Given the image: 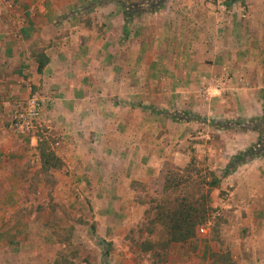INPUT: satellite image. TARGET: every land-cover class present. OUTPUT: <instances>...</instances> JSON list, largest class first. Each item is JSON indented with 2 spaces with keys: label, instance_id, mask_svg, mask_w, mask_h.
<instances>
[{
  "label": "crops",
  "instance_id": "0c3cea01",
  "mask_svg": "<svg viewBox=\"0 0 264 264\" xmlns=\"http://www.w3.org/2000/svg\"><path fill=\"white\" fill-rule=\"evenodd\" d=\"M135 2L0 0V185L24 184L22 170L41 167L37 127L52 131L63 163L55 179L62 193L90 201L96 234L113 249L105 264H151L125 239L143 215L133 185L167 160L184 165L186 153H205L207 163L226 154L224 168L258 138L243 125L264 114V0H165L125 24L123 5ZM33 95L44 100L41 116L16 130V107ZM227 178L256 202L245 208L251 236L239 263L257 252L253 264H264V156ZM13 214L0 212V264H53V245L20 240Z\"/></svg>",
  "mask_w": 264,
  "mask_h": 264
},
{
  "label": "rangeland",
  "instance_id": "374dc122",
  "mask_svg": "<svg viewBox=\"0 0 264 264\" xmlns=\"http://www.w3.org/2000/svg\"><path fill=\"white\" fill-rule=\"evenodd\" d=\"M140 4L141 7H145L143 2ZM214 89L216 88L214 87ZM236 123L233 122L232 125ZM243 127H246L245 124ZM37 128L39 131L37 134L53 150L52 146H55L53 132L48 133L49 130L47 132L44 126ZM261 132L264 134V131ZM256 142L250 146L255 145ZM196 154L198 155L184 154V165L182 166L174 165L171 160H167V163L165 162L163 165L164 169L156 176H152L145 183L137 182L133 185L137 192L135 201L142 209L143 215L134 224L131 234L129 233L125 239H134L135 247L129 251L132 254L135 253L139 259H148L149 261L150 259L154 261L163 259L164 262L161 261V264L168 260L172 261L171 264H177L176 260L180 264H240L244 239L251 236L246 232L245 224L249 223L245 208L253 207L256 203L252 197L253 194L251 196L243 187L238 188L235 181L228 179V176H223L226 164L237 154L232 155L224 168L220 167L221 160L219 161V159H223V156H227L226 154L221 156L219 153H210L214 156L213 158L208 157L209 163H207L205 153L198 152ZM61 169L62 167L43 173L36 162L22 170L26 178L24 184L0 185V212L14 210L11 217L16 221L14 222L16 226L21 227V232H23L21 234H24L20 240H28L29 235L31 236L30 240L46 239L53 245V253H62L77 264H93L94 259L97 262L98 258L106 261L113 250L111 243L105 241L102 244V248L109 251V254L103 258L97 249L100 247V239L96 234L93 216H91L92 205L87 199L76 198L75 190L62 193L63 189L55 179ZM168 170L173 171L175 185L170 187L168 192H164L162 189L163 179ZM213 177L217 180V185L211 188L209 182ZM9 187L17 191L14 193L16 199L7 196ZM182 198H189L196 202L199 211L205 209L207 220L203 225L197 227L196 239L188 241L184 245L170 244L165 250H161L160 244L165 243L168 237L160 221H154L156 215L154 208L159 203L167 201L171 205L175 200ZM250 219L255 220L256 218L251 217ZM11 225L13 224L11 223ZM200 227L207 229L205 235L199 233ZM139 228L140 230H138ZM26 231L32 234L25 233ZM258 241L259 236L252 234V244L257 247ZM142 242L151 244L153 249H157L160 257H156L153 254L154 251L146 254L141 253L139 245ZM255 256L257 257V252L247 256V258H252L249 260L250 264H253Z\"/></svg>",
  "mask_w": 264,
  "mask_h": 264
},
{
  "label": "trees",
  "instance_id": "16d2710c",
  "mask_svg": "<svg viewBox=\"0 0 264 264\" xmlns=\"http://www.w3.org/2000/svg\"><path fill=\"white\" fill-rule=\"evenodd\" d=\"M225 5L229 6L230 3H232L235 0H224ZM138 3H129L127 5H123V16L125 19V24L128 22H131L133 18L139 17L142 15V13L145 11L144 8L147 9V11H155L158 8H160L165 0H154V1H148L145 2L143 0H138ZM140 2H143V4H146V7H141ZM40 71V67H39ZM186 115V116H185ZM179 114L173 113L172 118L174 120H179ZM182 117H188V114H183ZM191 119L196 120L197 117L191 116ZM183 119V118H180ZM184 120H186L184 118ZM246 127L243 130H252L257 132L258 139L255 145L250 146L245 151L233 156L230 161L226 164L223 176H229L231 173H233L237 167L248 163L249 161L264 156V138H263V132L264 131V114L260 119L250 120L248 124H245ZM262 133V134H261ZM48 143L44 140H40L37 144L36 150L38 153V159L39 163L41 165L40 170L43 173H46L48 171H52L55 169H59L62 167V161L61 159L54 153L53 150L50 149V147L47 146ZM173 171L168 170L166 174L164 175L163 179V186L162 189L164 192H168L169 188L175 185V180L173 179L172 175ZM217 185V180L213 177L212 181L209 182V186L215 187ZM166 203H159L155 206L154 209H156V215L154 218V221H160L162 227L165 230V233L168 237L166 239L165 243H161L159 248L161 250H165L168 245L170 244H178V245H184L188 241L196 239V229L200 225H203L207 220V211L203 209L202 211H199L196 207V202L191 201L189 198H182L177 199L173 202V204L169 205L167 201ZM140 230V228L138 229ZM131 234V231L129 232ZM132 246L135 247V241L133 238L130 239ZM104 240H99L100 247H97L99 249V252H101V256L104 258L109 254L108 250L103 249L102 244H104ZM110 243V242H109ZM140 252L141 253H148L150 251H154L153 254L156 257H160V254L157 252V249H153V246L149 244L148 242L144 243L142 242L139 245ZM103 251V252H102ZM163 259H155L151 260L150 262L152 264H161ZM85 263V261L83 260ZM53 264H77L73 262L71 259H68L65 255L62 253H56V258L53 262ZM86 264V263H85ZM101 264H105V260H101Z\"/></svg>",
  "mask_w": 264,
  "mask_h": 264
},
{
  "label": "built area",
  "instance_id": "2783aa9c",
  "mask_svg": "<svg viewBox=\"0 0 264 264\" xmlns=\"http://www.w3.org/2000/svg\"><path fill=\"white\" fill-rule=\"evenodd\" d=\"M228 80V75H224L221 79L213 81L214 87L216 89H221ZM43 104V99H41L38 95H33L17 105L12 122L14 128L21 132L32 128L41 116ZM198 231L202 235H205L207 229L200 227Z\"/></svg>",
  "mask_w": 264,
  "mask_h": 264
}]
</instances>
